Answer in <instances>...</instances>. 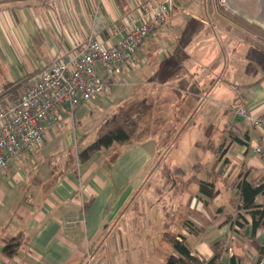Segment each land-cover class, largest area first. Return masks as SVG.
Instances as JSON below:
<instances>
[{
	"label": "crops",
	"instance_id": "crops-1",
	"mask_svg": "<svg viewBox=\"0 0 264 264\" xmlns=\"http://www.w3.org/2000/svg\"><path fill=\"white\" fill-rule=\"evenodd\" d=\"M140 1L145 0H0V99L8 101L22 93L87 37L107 41L114 20L134 13ZM224 12L264 30V0H174L168 22L142 44L151 49L140 50L135 65L122 66L115 78L122 76L119 81L132 88L128 100L124 96L115 103L105 93L74 110L59 109L60 125L48 132L43 146L14 160L0 173V264H84L85 252L97 245L103 231L107 228L114 233L112 227L122 210L150 172L160 150L158 137L121 146L113 161L111 147L100 149L87 162H80L77 154L94 141L96 132L90 130L97 131L104 119L128 103L142 86L151 94L155 89H160V94L184 92L178 123L185 126L178 130L176 143L186 138L196 146L202 139L210 141V146L217 145L215 151L207 149L213 164L204 166L208 183L214 186L213 198L203 206L201 201L189 200L186 219L193 226L191 230L184 224L176 226L175 234L184 237L192 255L203 261L211 258V244L218 241L222 264H228L232 256L238 264H257L256 245L264 243V230L257 229L252 237L248 216L243 227L235 229L231 221L238 212V177L255 187L264 186L262 160L251 152L261 132L237 113L238 108L253 115L264 112V53L259 48L264 42L229 21ZM228 38L234 43L231 49ZM176 50L185 52L179 56L180 62L197 63L206 74L220 71L218 82L199 84L187 70L157 79L161 67L166 66L168 73L186 68L184 63H171ZM227 63L233 64L231 71L223 68ZM223 75L247 81L237 83ZM225 93L232 104L225 103ZM176 147L171 157L181 167L175 158ZM256 202L264 207V193ZM76 217H83L84 223L64 226V221ZM151 218L143 214L141 222L151 223ZM157 220L163 223L161 218ZM142 227L138 221L135 231ZM126 242L124 249L122 244L112 245L108 262L98 257V249V264H120L121 254L126 264H137L129 260L132 244L129 238ZM6 246L15 250L11 256L4 251ZM91 255L94 261L93 251Z\"/></svg>",
	"mask_w": 264,
	"mask_h": 264
},
{
	"label": "rangeland",
	"instance_id": "rangeland-1",
	"mask_svg": "<svg viewBox=\"0 0 264 264\" xmlns=\"http://www.w3.org/2000/svg\"><path fill=\"white\" fill-rule=\"evenodd\" d=\"M190 39L191 37L187 40ZM187 40L185 43H188ZM228 41L229 49H231L234 43L230 38H228ZM152 42L157 45L155 41ZM148 47L151 49L149 45H141L140 48L136 50L135 56H138L141 52L147 51ZM259 48L260 52L264 53V44L260 43ZM186 50H188V47ZM182 54H185V52L176 50L177 56L174 57V61L171 63H184L186 68H178L176 69V72L168 73L166 72V66L161 67L159 68L157 79L160 80L168 76L171 77L176 74L178 75L182 73V70H187L192 71L195 81L199 84L209 86L212 84L213 80L218 82L220 79L219 77L222 74L220 71L217 73L214 72L215 74L212 72L206 74L197 63L193 64L187 60L180 62L178 59L181 58L179 56ZM223 68H227L228 71H231L234 67L232 63H227ZM99 74L102 76L103 72L100 71ZM228 77V75H223V79H235L237 83L241 80L247 81L244 77ZM115 78L116 76L109 78V81H112V85H109L108 91L106 92L108 94L106 95L109 100L115 103L118 98L122 99L124 96L125 100H128L126 97L128 92L132 91V88L128 86L127 82L124 83L123 81H119L122 79V76L119 75V77H117L119 80ZM124 78L126 81V77ZM1 81L2 76L0 75V82ZM148 89V87L142 86L137 94L133 95L131 97L132 99L130 98V101L125 103L122 107H127L131 102L136 100L141 102L139 103L140 105L142 103L154 104L159 111L154 114V111L148 113L149 110H145L144 119L139 122V129L145 133L144 138L157 135L160 150L150 167L148 176L140 184L133 197L122 210L118 222L112 227V229L114 228V233L110 234V229L107 230L106 228L100 238H98L97 245L91 248L90 252L93 251L94 255L93 262L97 264L100 263L98 257H101L102 261L108 262L110 260L111 251H113L112 245L122 244L124 249L126 244H128V242H126L128 238L132 244L131 249L129 250L130 261H136L137 264H164L165 256L171 251V245L167 243V235L175 234L178 231V228L186 221L189 210L186 203L189 200L194 199L195 202L201 201V206H203L207 205L206 202H208V199L213 198H206V196L201 194L198 189V183H208V169L205 170L204 166L208 165L209 168V166L213 164V160L212 155H210L209 152L207 153V149L212 148L215 150L217 145H215V143L213 145L212 143V146H210V141L202 139L196 146L194 142L190 144L186 138H183L176 143L175 138L178 130L182 128V126H185V123L182 126L178 123L179 118L176 115L179 112V107L182 106L180 96H182L184 92L175 90L173 92L168 91V93L165 94V92L162 91L163 94H160V89H155L154 93L151 94L148 92ZM231 96L232 98L234 97L232 91ZM232 98L230 99L229 95L225 93V103L228 102L229 104H232ZM144 106L147 107V105ZM216 112H218V110ZM70 122L68 121V123ZM92 132L95 133L96 129H91L90 133ZM176 144L177 147L175 150L178 154V158L177 156H175V158L182 163L181 172L176 171L174 168L177 166L175 164L176 161L172 160L171 157V150ZM196 163L197 165L194 168L193 166ZM203 199H206L207 201H204ZM211 206H215V202L212 203ZM143 214H149L152 216L151 223H146L144 221L141 222ZM158 218H161L163 223L160 224V220L156 221ZM138 221L144 226V228L142 227V229H139L140 232L135 231L136 223H138ZM164 223L166 224L163 226ZM191 225L193 226V224ZM176 226H178V228ZM127 230H131L130 234H128ZM98 249L99 253L97 257L96 251ZM120 257L123 259V262L120 264H126V260L124 261V254H121Z\"/></svg>",
	"mask_w": 264,
	"mask_h": 264
},
{
	"label": "built area",
	"instance_id": "built-area-1",
	"mask_svg": "<svg viewBox=\"0 0 264 264\" xmlns=\"http://www.w3.org/2000/svg\"><path fill=\"white\" fill-rule=\"evenodd\" d=\"M173 4L174 0L140 1L134 13L114 20L107 41L87 37L28 84L22 93L10 96L8 101L0 99V173L14 160L27 157L33 149L43 146L48 132L60 125L59 109L74 110L95 101L108 91V79L117 76L122 66H134L136 50L168 22ZM237 113L260 130L261 139L251 152L260 157L264 167V112L253 115L245 108H238ZM82 223L83 217L63 222L67 227ZM233 227L236 229L237 225ZM227 251L231 253L230 247ZM84 258L85 264H93L88 249Z\"/></svg>",
	"mask_w": 264,
	"mask_h": 264
},
{
	"label": "trees",
	"instance_id": "trees-1",
	"mask_svg": "<svg viewBox=\"0 0 264 264\" xmlns=\"http://www.w3.org/2000/svg\"><path fill=\"white\" fill-rule=\"evenodd\" d=\"M224 16L229 21L239 25L252 34H255L264 42V30L254 24L246 23L236 15L224 12ZM139 103L141 102L138 100L133 101L127 107H121L117 110V112L106 117L97 129L94 141L78 152L77 159L80 162H87L100 149L111 147L112 155L110 161H113L118 156V151L121 146L145 140L147 137L144 138L145 133L139 129V122L144 119L145 110H149L148 113L154 111V114L159 110L156 109L154 104L142 103L140 105ZM143 104L147 105V107ZM176 115L179 118L181 111H179ZM208 150L214 149L209 148ZM218 151L219 148H217L216 153ZM220 153H222V151ZM196 165L197 163L193 167L195 168ZM174 168L177 172L182 171L181 167L175 166ZM238 178L239 181L236 183L239 195V204L237 206L238 212L236 213L234 219H232L231 224L232 226L237 225L239 227H243L247 222L245 215L248 216L251 220V233L253 237L257 229L261 228L264 230V207L256 202V197L259 194L264 193V186L259 185L255 187L245 178H241V175ZM198 186L199 192L206 196V198L213 197L214 186L212 183L199 182ZM183 224L188 230H191V223L188 219H186ZM167 237L172 250L167 255L164 264H222L220 262V257L222 255V249L220 247L221 243L218 241L211 244V249L213 251L211 258L207 261H203L197 256L192 255V251L187 245L184 237L175 234H168ZM4 251L7 255L11 256L15 250L11 251V248L6 246ZM256 251L258 254L257 264H264V243L256 245ZM228 264H238V262L232 256Z\"/></svg>",
	"mask_w": 264,
	"mask_h": 264
}]
</instances>
